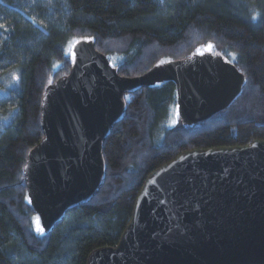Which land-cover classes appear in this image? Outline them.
Instances as JSON below:
<instances>
[{
    "label": "trees",
    "instance_id": "trees-1",
    "mask_svg": "<svg viewBox=\"0 0 264 264\" xmlns=\"http://www.w3.org/2000/svg\"><path fill=\"white\" fill-rule=\"evenodd\" d=\"M0 25V264H88L120 242L156 169L190 150L264 140V0H0ZM82 41L121 76L211 53L247 84L230 109L194 127L179 117L171 81L126 96L127 112L104 143L99 195L40 235L23 169L43 139L45 90L70 73Z\"/></svg>",
    "mask_w": 264,
    "mask_h": 264
},
{
    "label": "water",
    "instance_id": "water-1",
    "mask_svg": "<svg viewBox=\"0 0 264 264\" xmlns=\"http://www.w3.org/2000/svg\"><path fill=\"white\" fill-rule=\"evenodd\" d=\"M68 75L42 99L43 139L23 169L46 234L106 183L104 143L127 112L126 96L171 81L186 126L230 109L246 76L219 54H196L125 77L91 41L76 43ZM122 239L88 264H264V140L190 150L152 172Z\"/></svg>",
    "mask_w": 264,
    "mask_h": 264
},
{
    "label": "snow or ice",
    "instance_id": "snow-or-ice-1",
    "mask_svg": "<svg viewBox=\"0 0 264 264\" xmlns=\"http://www.w3.org/2000/svg\"><path fill=\"white\" fill-rule=\"evenodd\" d=\"M253 19H255V16L253 17ZM0 27H3V25H0ZM213 46L211 44L208 45V48H212ZM199 51V49H198ZM234 55V54H233ZM161 63H164V61H161ZM37 222L39 221V217H36L34 218ZM37 233L40 234V235H43V232H44V229L43 228H40V227H37L36 229Z\"/></svg>",
    "mask_w": 264,
    "mask_h": 264
},
{
    "label": "rangeland",
    "instance_id": "rangeland-1",
    "mask_svg": "<svg viewBox=\"0 0 264 264\" xmlns=\"http://www.w3.org/2000/svg\"><path fill=\"white\" fill-rule=\"evenodd\" d=\"M37 227H40V228H41L40 219H39L38 222L36 221V228H37Z\"/></svg>",
    "mask_w": 264,
    "mask_h": 264
}]
</instances>
